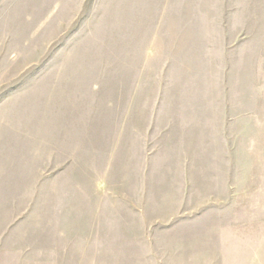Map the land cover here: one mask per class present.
<instances>
[{
	"label": "rangeland",
	"instance_id": "obj_1",
	"mask_svg": "<svg viewBox=\"0 0 264 264\" xmlns=\"http://www.w3.org/2000/svg\"><path fill=\"white\" fill-rule=\"evenodd\" d=\"M260 232L264 0H0V264H232Z\"/></svg>",
	"mask_w": 264,
	"mask_h": 264
},
{
	"label": "crops",
	"instance_id": "obj_2",
	"mask_svg": "<svg viewBox=\"0 0 264 264\" xmlns=\"http://www.w3.org/2000/svg\"><path fill=\"white\" fill-rule=\"evenodd\" d=\"M231 239L233 240L232 264H264V232L254 235L245 234L242 237L233 233Z\"/></svg>",
	"mask_w": 264,
	"mask_h": 264
}]
</instances>
